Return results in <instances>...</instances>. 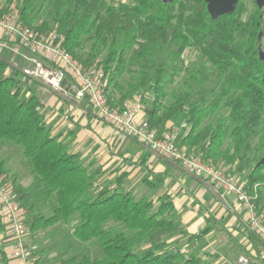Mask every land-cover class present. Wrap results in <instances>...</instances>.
<instances>
[{
	"label": "trees",
	"instance_id": "1",
	"mask_svg": "<svg viewBox=\"0 0 264 264\" xmlns=\"http://www.w3.org/2000/svg\"><path fill=\"white\" fill-rule=\"evenodd\" d=\"M22 1L20 19L29 28L48 33L49 22L35 25L36 0H8L7 8ZM62 20L74 23L64 30L61 47L86 66L104 65L109 76V104L115 107L142 92L141 102L152 109L150 129L182 114L187 132L181 144L197 152L205 163L227 171L249 173L246 187L257 193L264 217V63L259 59L260 25L255 14L239 3L231 15L212 19L204 0H65ZM7 10V9H6ZM89 49L82 54L84 42ZM194 48L218 72L223 86L211 102L193 91L208 82L206 66H185L186 50ZM104 57V61L99 58ZM160 60V64L158 63ZM9 65L0 60V69ZM185 71L176 92L171 85ZM130 79L124 86L123 75ZM113 85V89H111ZM115 92V93H113ZM43 104L15 75L0 80V148L14 146L31 177L43 188L50 215L34 211L28 231L37 235L59 226H72V236L84 245L96 243L101 256L66 257L58 264H210L166 246L173 234L190 243L203 239L180 229L172 198H138L125 189L127 173L114 185L101 186L104 173L92 171L80 154L71 152V140L55 134L42 114ZM74 138V135L71 137ZM256 139V143L252 140ZM226 172V171H225ZM0 157V175H9ZM229 175V174H228ZM147 182V181H146ZM13 178L18 196L27 190ZM146 185L152 188L153 184ZM5 226L0 218V233ZM249 238L264 242L254 232ZM260 253V252H259ZM254 264H263L260 254ZM0 248V264H8Z\"/></svg>",
	"mask_w": 264,
	"mask_h": 264
},
{
	"label": "crops",
	"instance_id": "2",
	"mask_svg": "<svg viewBox=\"0 0 264 264\" xmlns=\"http://www.w3.org/2000/svg\"><path fill=\"white\" fill-rule=\"evenodd\" d=\"M0 40L8 46V50L0 56V60L9 65L7 69H0V80L12 77L15 71H19L20 80L25 83V88L34 91L42 101L41 112L53 132L63 133V138L67 137V140H71V152L80 154L87 164L94 163L93 172L104 173L100 180L101 186H112L117 176L127 173L125 189L132 191L135 196L143 192V197L154 200L165 194L172 198L182 231L189 235H199L212 228L204 238L212 234H221L227 236L226 241L228 239L233 241L232 244H238L234 240L239 236H246L253 245L252 258H257L260 252L264 264V252L262 253L259 248L264 245L249 238L250 230L244 215L239 210L235 196H223L222 192L208 181L187 174L180 165L149 151L136 139L119 133L113 125L97 115L87 100L78 101L74 98V88L77 83L72 77L67 78L62 92L52 91L37 80L25 77L22 71L30 66L28 51L16 45L14 40L4 36L1 31ZM151 112L150 107L142 105L138 116L140 119L148 120ZM184 125H186L185 116L180 114L167 121L163 128L156 132L160 138H163L176 131L178 145L188 153L198 154L196 151L189 152L187 147L181 144L187 132ZM7 149L11 154L16 155L17 152L13 151L15 147L4 146L0 148V157L6 160L7 167L14 173L16 166L14 163L12 165L11 154L4 152ZM17 154V162L22 165L21 170L28 173L24 160L19 157L20 153ZM248 178V172L242 174L235 172L233 179L246 184ZM146 181L153 184L152 188L146 185ZM0 248L7 254L8 264H24L18 259L9 257L13 245L8 230L0 234ZM42 255L43 257L36 264H58V262L54 263L52 252L50 255H46L45 252Z\"/></svg>",
	"mask_w": 264,
	"mask_h": 264
},
{
	"label": "built area",
	"instance_id": "3",
	"mask_svg": "<svg viewBox=\"0 0 264 264\" xmlns=\"http://www.w3.org/2000/svg\"><path fill=\"white\" fill-rule=\"evenodd\" d=\"M0 31L28 51L30 66L22 71L25 77L41 81L55 92H62L65 81L72 77L77 83L74 98L87 100L97 115L119 133L136 139L149 151L180 165L187 174L208 181L223 196H235L249 229L264 242V217L256 204L257 193L250 192L245 184L233 179L222 168L205 163L199 154L186 152L177 143L176 131L160 138L156 131L150 129L146 119L139 118L140 101L126 102L124 107L110 105L106 92L108 79L103 70L97 64L86 69L62 49L63 36L55 32L45 35L27 27L20 19L19 9L14 6L10 12L0 16ZM7 48V44L0 40V56ZM0 214L4 216L12 237L13 250L9 257L29 264L37 246L26 241L25 214L14 192L13 180L7 175H0ZM239 263L248 264V260L242 258Z\"/></svg>",
	"mask_w": 264,
	"mask_h": 264
},
{
	"label": "rangeland",
	"instance_id": "4",
	"mask_svg": "<svg viewBox=\"0 0 264 264\" xmlns=\"http://www.w3.org/2000/svg\"><path fill=\"white\" fill-rule=\"evenodd\" d=\"M21 2L22 1L20 2L15 1L12 5H10L7 8L8 0H0V16H3L8 12H10L13 6L19 9L21 7ZM240 4L243 9L247 10L246 14L244 15V20H247L249 16L252 14H255V16L258 18L259 21L258 24L260 25L258 35L261 34V39L259 42H260V47L264 51V7L262 9H259L256 0H240ZM35 5H36L35 14L37 15L35 25L41 27L45 21H48L50 31L46 34L55 32L58 35L63 36L64 30L70 27L74 23V20H71L69 22H65L62 20V16L65 13V9H67L65 8V0H36ZM13 42L16 45H20L15 40ZM88 49H89V43L85 41L84 46L80 51V53L84 54L88 51ZM99 61L103 62L104 57L99 58ZM183 61L185 66H190V65H196L198 67L206 66L207 69L206 73L209 78L208 82L202 85L201 87L194 89L192 99L197 100L200 97H203L209 102L213 101L223 86V80L218 77V72L214 70L210 64H207L206 60L194 48H190L186 50L183 56ZM160 62L161 61L158 60L159 64ZM81 64L86 69L94 65L92 64L90 66H86L83 63ZM95 64H97V66L103 70L107 79H109V76L105 72L104 65L98 63ZM184 77H186L185 71H183L180 74V76L177 78V81L171 85V89H173L172 91L177 93L179 86H182ZM129 79L130 76L128 74L123 75L122 81L124 80V84H125L124 86H127ZM38 82L44 85L41 81ZM46 87L49 88L48 86ZM108 87H109V81L107 84V88ZM111 89H113V85ZM141 96H142V92H139L134 96L133 99H130L126 102H130V103H134L137 101L141 102ZM107 98H108V94H107ZM124 104L123 106L120 107H124ZM141 105H143L142 102ZM256 141H257L256 139L252 140L253 143H256ZM13 151L19 153L16 148ZM4 152L7 154L9 153L11 154V152L8 151V149L5 150ZM17 153H15L16 155L13 154L10 155L12 159V165L14 163L16 167L13 166L15 167L14 173L11 172L7 176L11 180H13V178L15 177L17 179L16 184L27 190V193L24 196L23 195L18 196L14 190L16 196L19 199V202L21 203L22 210L25 214V223L27 227V222L32 217L33 214L32 212L33 210L31 211L32 207L34 211L41 213L43 215H50V209L49 206L47 205V201L43 193L42 186L37 181H35V179L31 177L28 173L21 170L22 165L18 164L17 162L18 160ZM19 157L23 159L22 155ZM222 169L226 171V173L229 174L232 178L235 177V172H236L235 169H231L230 171H227L225 167H222ZM143 196H144L143 192L142 193L139 192L137 194L138 198H141ZM0 218L5 226V231L0 233L2 234L5 233L6 230L8 229L6 224L4 223V216L2 214H0ZM72 230H73L72 226H59L56 229L49 230L46 232H40L37 235H33L27 229V236H26L27 242L37 246V250L33 252L32 259L29 264H36V262L41 257H43L42 254L44 252L46 253V255L47 254L50 255V252H52L54 263H56L57 260L59 258H62L63 256L78 257V258H82L84 256H89L93 258L101 256L99 246L96 243H92L90 245H84L83 243L73 238ZM226 239L227 236L225 235L212 234L207 238H203L194 243H190L188 241V237L178 234H173L166 238V246L172 251L175 252L180 251L185 258L189 257L190 255H195L202 258L205 262H208L210 264H240L239 261L242 258L248 260L249 264H254V260L252 258L253 257L252 251L254 250L253 245L249 243V240L247 239L246 236L245 237L239 236L237 240H234L237 241L238 244L237 243L232 244L233 241H229V239L226 241ZM259 248L260 251L263 253L264 246H260ZM178 263L182 264L181 260H179Z\"/></svg>",
	"mask_w": 264,
	"mask_h": 264
},
{
	"label": "water",
	"instance_id": "5",
	"mask_svg": "<svg viewBox=\"0 0 264 264\" xmlns=\"http://www.w3.org/2000/svg\"><path fill=\"white\" fill-rule=\"evenodd\" d=\"M164 4H170L176 0H161ZM259 9L264 7V0H256ZM208 13L212 19H217L220 16L231 15L235 12L239 0H205ZM261 34L259 35V41ZM259 59L264 63V51L259 47Z\"/></svg>",
	"mask_w": 264,
	"mask_h": 264
},
{
	"label": "flooded vegetation",
	"instance_id": "6",
	"mask_svg": "<svg viewBox=\"0 0 264 264\" xmlns=\"http://www.w3.org/2000/svg\"><path fill=\"white\" fill-rule=\"evenodd\" d=\"M204 1H205V0H204ZM239 3H240V0H239ZM239 3H238V4H239ZM237 6H238V5H237Z\"/></svg>",
	"mask_w": 264,
	"mask_h": 264
}]
</instances>
